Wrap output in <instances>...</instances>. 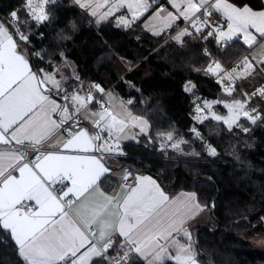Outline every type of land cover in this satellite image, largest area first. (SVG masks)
<instances>
[{
	"label": "crops",
	"instance_id": "obj_1",
	"mask_svg": "<svg viewBox=\"0 0 264 264\" xmlns=\"http://www.w3.org/2000/svg\"><path fill=\"white\" fill-rule=\"evenodd\" d=\"M48 1L53 0L44 2L42 20ZM71 1L95 26L113 19L116 26L128 27L142 18V28L153 36L196 19L190 32L185 27L173 33L175 43H181L186 34L198 35L206 26L222 24L223 40H238L250 48L243 60L250 59L253 65L249 73L264 64V9L238 6L229 0H165V7L155 6L151 0ZM39 72L51 93L41 89L25 46L18 43L9 26L0 27V226L9 233L19 257L27 264H89L102 255L113 258L111 248L114 255L128 248V264L133 260L202 264L193 246V231L208 223H191L209 212L196 193L180 190L169 194L155 176L145 172H132V182L123 184L125 167L107 165L96 151L94 132L84 124L62 128L57 113L64 120L80 113V121L95 127L98 148L111 164L121 152L112 149L114 141L136 142L147 134L146 123H139L143 128L132 124L126 128L127 123L121 133L102 130L98 118L115 117L110 116L113 108L107 96L114 91L121 98L115 90L103 94L107 110L89 107L105 83L102 87L93 82L83 86L75 77L73 63L65 57L51 70L41 68ZM70 79L77 81L66 91ZM25 141L44 144L34 166L24 162L21 149L13 146ZM105 175L115 180L110 189L99 183Z\"/></svg>",
	"mask_w": 264,
	"mask_h": 264
},
{
	"label": "trees",
	"instance_id": "obj_2",
	"mask_svg": "<svg viewBox=\"0 0 264 264\" xmlns=\"http://www.w3.org/2000/svg\"><path fill=\"white\" fill-rule=\"evenodd\" d=\"M229 1L264 9L262 0ZM0 17L12 21L18 43L29 49L36 70H51L65 57L73 63L75 77L83 86L93 81L112 84V90L129 102L133 113L148 119V133L136 142H123L115 164L107 157L109 167L149 173L169 194L192 190L208 212L214 198L216 229L197 226V256L202 264H264V251L251 241L264 233V64L253 69L257 79L248 87L252 94L247 104L261 112V118L253 123L244 120L227 128L212 118L197 122L192 94L185 90L189 83L200 97L221 95L222 88L216 76L206 71L207 65L217 59L225 68L235 63L240 66L250 48L238 40L223 45L209 37L203 39V31L184 35L181 43L173 42L172 36L164 41V33L153 36L142 28V18L128 27L116 26L113 19L95 26L71 0L48 1L42 21L31 17L27 0H0ZM176 25L170 28L174 30ZM206 47L211 55L204 53ZM121 62L126 64V72L120 70ZM76 79L67 81L66 91L74 87ZM231 87L232 97L246 98L243 88L247 87L240 81ZM88 106L102 108L96 102ZM167 132L185 139L181 153H164L158 148L159 135ZM207 145L214 147L213 154ZM99 183L110 189L115 180L105 175ZM0 264H27L1 226ZM89 264L110 262L102 255ZM133 264L144 263L133 260Z\"/></svg>",
	"mask_w": 264,
	"mask_h": 264
},
{
	"label": "rangeland",
	"instance_id": "obj_3",
	"mask_svg": "<svg viewBox=\"0 0 264 264\" xmlns=\"http://www.w3.org/2000/svg\"><path fill=\"white\" fill-rule=\"evenodd\" d=\"M45 1L46 0H30V3L27 4V9L34 19L37 20L43 19L42 6ZM195 24H196L195 22L191 21L190 26L186 27L188 30L186 29L185 31L190 32V27H194ZM1 27L8 29V26L6 25H2ZM185 31L183 30L182 34ZM119 68L122 72L127 71L126 64L122 62L119 63ZM252 68L253 65L251 64L250 59H247L238 68L231 70L232 76L236 80L237 79L240 80L241 78H244L242 84L245 85L247 88L245 87L243 88V93L245 94L246 98L242 99V98L232 97L231 86H226V87L223 86V83L229 80V74L226 71V68L221 64V62L217 59H213L211 62H209V64L206 67V70L209 72V74L216 76V81L220 84L222 88V94L211 98L200 97L201 95L193 89V85L187 83L185 86V90L189 91L192 94L193 110H194L193 116H195L194 119H196L197 122H200L205 118H212L216 121L222 122L227 128L239 126L240 122L244 120L249 123H253L255 121V116L261 114V112L257 110V107H252L247 104L248 100L250 99V95L252 94V91L249 90L248 87H251L256 82L257 79V76H254V74L249 73ZM247 75H249L248 76L249 78L246 77ZM63 88L64 86H62V89ZM107 96L109 103L108 105L111 107V109L113 108L110 113V116L113 117V115H115V117L104 118V119L101 118L100 120L98 118L97 124L99 128H101L102 130L112 129L117 131V133H121L123 127L125 128L127 123L128 126H126V128H128L130 124H132L133 127L143 128V126L139 125V123L141 121H144L146 123L145 131L148 133L149 121L146 117L142 115L134 117L130 111L128 102L119 98L114 91L110 92ZM115 109L117 112L115 111ZM125 110H127V112H125ZM134 122H136L137 124ZM195 135L199 137V135L196 132ZM138 139L139 138L137 137L135 141H138ZM184 141L185 139L183 137L174 136L169 132L163 133L159 135L158 148L163 149L164 153H170V152L174 154L181 153L182 151L181 147ZM121 144L122 142L114 141V145L116 146H112V149H114L115 151H119ZM206 149L211 154L214 153V147L212 145H207ZM114 159L115 158L113 157V160ZM202 221H206L211 227L216 226L215 220L208 213H205L202 217L194 220L191 224H198ZM251 239L257 249L260 250L264 249V233L258 236L251 237ZM176 244L177 243H175V246ZM193 246L195 248V245ZM112 256L116 257V255L114 254H112ZM109 262L110 264H112L110 260Z\"/></svg>",
	"mask_w": 264,
	"mask_h": 264
},
{
	"label": "built area",
	"instance_id": "obj_4",
	"mask_svg": "<svg viewBox=\"0 0 264 264\" xmlns=\"http://www.w3.org/2000/svg\"><path fill=\"white\" fill-rule=\"evenodd\" d=\"M153 2V4L157 7H165L166 6V1L165 0H151ZM204 9V8H203ZM194 20H184L182 22H180L179 24H177L176 26H174V30H172L170 27L165 29V38L163 39L164 41L168 40L174 32L180 30L181 28L184 27H189L190 26V22L191 21H195ZM2 25H6L9 27H13V23L12 21H9L5 18L0 17V27ZM224 30V26L222 24H215V25H209L206 26L203 30V34L201 35L204 38H212L215 40L216 43H221L223 45L226 44V40H223L221 37V34L223 33ZM204 53H206L207 55H211V51L208 47H206L204 49ZM239 65L238 63H235L231 68H226V71L229 73V80L227 82L223 83V86H231L236 82V79L231 75V70L238 68ZM130 70V68H129ZM94 85L96 87H100L101 83L98 81H93ZM112 84L107 85V86H101V92L93 97V100H91L89 102L88 105L96 102L99 104V106L102 107L103 110H107L108 107L106 104H103V100H102V96L103 94L109 89L111 88ZM261 118V114L256 115L255 116V120H258ZM80 121V113L74 114L72 116V118L70 120H68V122H79ZM67 125H63L62 128H65ZM43 143H32L29 141H25L22 143H13V146L16 148L21 149L22 154H23V159L24 162H26L27 164L34 166V164L37 162L38 158H39V153L42 150L43 147ZM126 172V178H124V180L122 181L123 184H129L132 182V171L129 168H126L125 170ZM128 248H123L120 249L116 255V257H111L109 254L106 255V257L111 261L112 264H128L130 262V257L128 255ZM67 264H70L71 262L68 261L66 262Z\"/></svg>",
	"mask_w": 264,
	"mask_h": 264
},
{
	"label": "water",
	"instance_id": "obj_5",
	"mask_svg": "<svg viewBox=\"0 0 264 264\" xmlns=\"http://www.w3.org/2000/svg\"><path fill=\"white\" fill-rule=\"evenodd\" d=\"M3 18V17H2ZM11 30H12V34L13 36L18 39V36H17V33L16 31L13 29V27H10ZM27 51H28V56H29V60H30V63H31V66H32V61H31V53L29 51V49L27 48ZM35 74H36V77H37V80H38V83L41 87V89L45 92H48V93H51L52 90H51V87L43 80V78L41 77V74L38 70H36L33 66H32ZM60 99V103H61V108L63 106V101H62V98L61 97H58ZM57 118L59 120V122L62 124V125H67L69 127H78L80 125L79 122H68V120H64V119H61L59 117V112L57 113ZM87 125V124H86ZM92 127V126H90ZM94 134H95V138H96V151L98 152V154H100V156L107 162V156L104 155L98 148V140H99V132L97 130H93ZM116 167H119V166H116ZM196 177H193V179H195ZM210 179V178H209ZM214 198L212 197L211 201H210V204H209V214L210 216L212 217L213 216V208H214ZM213 218V217H212ZM200 227H206L207 229L211 230V231H214L216 228H213L211 226H208V224H202ZM200 227H197L195 228V230L193 231V239H194V244H195V249L196 251L198 252L199 248L197 246V237H196V233H197V230L200 228ZM217 228H219L218 226V223H217Z\"/></svg>",
	"mask_w": 264,
	"mask_h": 264
}]
</instances>
